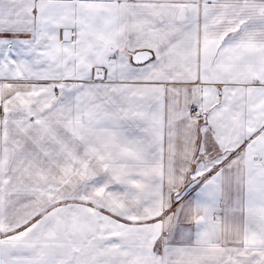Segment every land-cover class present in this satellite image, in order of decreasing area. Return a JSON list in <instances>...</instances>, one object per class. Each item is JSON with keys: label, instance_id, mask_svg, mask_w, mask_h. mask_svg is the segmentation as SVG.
<instances>
[{"label": "snow or ice", "instance_id": "obj_1", "mask_svg": "<svg viewBox=\"0 0 264 264\" xmlns=\"http://www.w3.org/2000/svg\"><path fill=\"white\" fill-rule=\"evenodd\" d=\"M0 264H264V0H0Z\"/></svg>", "mask_w": 264, "mask_h": 264}]
</instances>
